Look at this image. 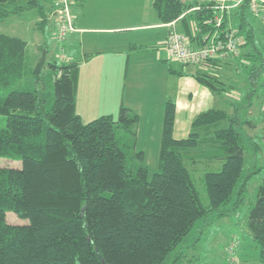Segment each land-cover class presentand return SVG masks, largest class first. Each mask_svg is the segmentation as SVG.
<instances>
[{"label": "trees", "instance_id": "trees-1", "mask_svg": "<svg viewBox=\"0 0 264 264\" xmlns=\"http://www.w3.org/2000/svg\"><path fill=\"white\" fill-rule=\"evenodd\" d=\"M207 5L152 2L159 23H177L191 45L201 44L215 29L208 23L212 12ZM51 7L52 13L53 3ZM33 10L39 18L36 29L44 33L49 17L39 0H0V22ZM251 14L245 0L224 18L222 28L232 26L242 40L239 52L227 60H209L204 67L259 61L251 73L264 74L248 21ZM42 51L47 54L48 46L42 44ZM62 62L48 64L52 77L43 81L28 61L27 43L0 33V116L6 119V128L0 129V158L21 161L20 169L0 167V264H164L199 220L228 205L233 195L235 208L242 203L249 177L239 184L244 145L233 125L213 132L223 163L219 172L203 176L208 206L202 205L184 166L200 148L199 132L206 135L228 119L227 113H200L191 124L193 132L174 139L175 104L167 100L158 172L148 180L144 155L134 148L139 117L120 106L116 117L107 114L83 123L76 113L78 66ZM210 77L199 74L196 80L218 94L221 83ZM6 211L29 223L9 225ZM246 236L257 245L264 264V179L248 214ZM180 261L176 257L169 264Z\"/></svg>", "mask_w": 264, "mask_h": 264}, {"label": "rangeland", "instance_id": "rangeland-1", "mask_svg": "<svg viewBox=\"0 0 264 264\" xmlns=\"http://www.w3.org/2000/svg\"><path fill=\"white\" fill-rule=\"evenodd\" d=\"M138 10L140 9H129L131 13ZM141 11L144 13L145 7ZM34 15L25 11L20 16L9 17L0 22V33L22 39L27 43V57L30 65L33 64L31 66L33 71L41 55L40 45L48 46L46 62L41 71V78L46 81L52 77L48 64L54 61L60 65L63 62L56 53V43L50 37L52 33L50 31L39 33L35 24L38 18H34ZM50 18L53 25L55 19ZM233 20L237 23L235 16ZM248 21L253 29L254 44L263 59L261 63L264 64V11L257 16L251 14ZM38 38L40 43L37 42ZM234 63L231 61L219 69H203L204 66H184L172 60L166 53L162 55L161 61H158L155 59V53L149 50L142 56L137 67L127 68L125 76L122 74L120 77V85L124 83L126 93L130 95L127 99L136 105L137 110L134 113L138 115L139 122L135 128L137 135L134 148L135 151H142L144 154L148 180L158 172L163 103L167 98L175 104L172 131L174 139L187 138L193 132L192 122L200 113L220 110L229 116L227 120L211 127L206 135L204 131L199 132L200 148L193 153L195 159L184 160V166L203 206H208L203 176L209 172H219L223 163V160L219 159L220 152L216 151L213 145V132L233 125L243 138V174L239 184L246 177L249 179L242 203L235 208L237 196L233 195L228 205L199 220L164 264L171 263L176 257L181 258L179 264H260L259 249L246 236V222L250 210L256 204L258 189L264 179V74L255 76L251 73L252 66H259V61L253 63L243 61L241 63L243 66L238 67H235ZM168 69L174 73H169ZM199 74L218 79L223 89L218 94L211 92L196 80ZM85 93V90L81 91L77 107V114L81 115L83 123L102 116L101 113L89 112L93 102H84ZM231 119L237 120V123L233 124ZM5 128L6 119L0 116V129ZM130 141L129 136L124 137V143ZM209 157L214 159L210 160ZM0 167L20 169L21 161L0 158ZM222 212L225 213V217H219ZM5 220L13 226H24L29 223L11 211L5 212Z\"/></svg>", "mask_w": 264, "mask_h": 264}, {"label": "crops", "instance_id": "crops-1", "mask_svg": "<svg viewBox=\"0 0 264 264\" xmlns=\"http://www.w3.org/2000/svg\"><path fill=\"white\" fill-rule=\"evenodd\" d=\"M53 2L39 0L49 17L45 32L50 31L54 41L50 20ZM152 2L145 0L143 5V0H75L71 9L75 32L67 36L63 45V61L78 66L76 113L83 90L86 92L84 102H93L91 113L114 116L120 106L136 112V105L127 99L130 95L126 93L125 84L120 85V77L122 74L125 76L127 68L137 67L146 51L152 50L155 59L161 61L162 55L167 54L165 43L168 34L179 29L177 23L160 24ZM142 6L145 7L144 13ZM132 8L140 10L131 13L129 9ZM30 12L38 18L36 11ZM39 41L40 38L37 39Z\"/></svg>", "mask_w": 264, "mask_h": 264}, {"label": "built area", "instance_id": "built-area-1", "mask_svg": "<svg viewBox=\"0 0 264 264\" xmlns=\"http://www.w3.org/2000/svg\"><path fill=\"white\" fill-rule=\"evenodd\" d=\"M183 2L189 0H181ZM244 0H200L202 4H208L207 8L212 12L208 23L215 29L205 35L201 44L191 45L189 39L182 33L172 31L168 34L165 49L168 56L182 65L203 66L209 60H227L239 52L242 44L241 38L232 26L223 29L224 18ZM73 0H55L53 12L50 17L54 18V42L57 45L58 54L64 60V43L69 34L75 32V26L71 14ZM264 8V0H250V11L254 16L260 14ZM198 10L199 7L193 8Z\"/></svg>", "mask_w": 264, "mask_h": 264}, {"label": "water", "instance_id": "water-1", "mask_svg": "<svg viewBox=\"0 0 264 264\" xmlns=\"http://www.w3.org/2000/svg\"><path fill=\"white\" fill-rule=\"evenodd\" d=\"M45 62H46V52L42 51L40 58H39L38 62L35 65V68H34V73L36 75H39L41 73V71L45 65Z\"/></svg>", "mask_w": 264, "mask_h": 264}, {"label": "bare ground", "instance_id": "bare-ground-1", "mask_svg": "<svg viewBox=\"0 0 264 264\" xmlns=\"http://www.w3.org/2000/svg\"><path fill=\"white\" fill-rule=\"evenodd\" d=\"M244 1H245V0H244ZM244 1H242V2L240 3L239 6H241V5L243 4ZM248 2H249V10H250V0H248ZM231 13H232V12H231ZM231 13H230V14H231ZM229 16H230V15H229Z\"/></svg>", "mask_w": 264, "mask_h": 264}]
</instances>
